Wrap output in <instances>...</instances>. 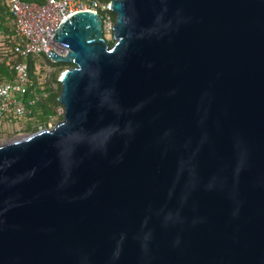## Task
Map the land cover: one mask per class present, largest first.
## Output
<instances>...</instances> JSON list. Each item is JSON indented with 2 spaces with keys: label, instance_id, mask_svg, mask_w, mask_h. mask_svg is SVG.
Returning a JSON list of instances; mask_svg holds the SVG:
<instances>
[{
  "label": "water",
  "instance_id": "water-1",
  "mask_svg": "<svg viewBox=\"0 0 264 264\" xmlns=\"http://www.w3.org/2000/svg\"><path fill=\"white\" fill-rule=\"evenodd\" d=\"M56 30L53 128L0 144V264H264V0H112Z\"/></svg>",
  "mask_w": 264,
  "mask_h": 264
},
{
  "label": "built area",
  "instance_id": "built-area-1",
  "mask_svg": "<svg viewBox=\"0 0 264 264\" xmlns=\"http://www.w3.org/2000/svg\"><path fill=\"white\" fill-rule=\"evenodd\" d=\"M12 14L16 43L11 49L16 59L13 64L14 78L10 82H0V139L13 124L27 116V100L35 82L31 78L29 60L39 59L50 51L61 55L67 54V48L54 41L58 27L69 17L79 11H95L104 13V33H113L114 19L110 14V2L105 0H43L28 2L26 0H5ZM31 101L30 104H33ZM59 114H64L61 107ZM53 118L48 122L53 128Z\"/></svg>",
  "mask_w": 264,
  "mask_h": 264
},
{
  "label": "trees",
  "instance_id": "trees-1",
  "mask_svg": "<svg viewBox=\"0 0 264 264\" xmlns=\"http://www.w3.org/2000/svg\"><path fill=\"white\" fill-rule=\"evenodd\" d=\"M28 2H38L41 3L43 0H26ZM106 2H111L112 0H105ZM1 3L3 7L7 10L9 13V21L2 15H0V32H6L9 31V27L13 28V33L15 34V28L12 23V14L9 11V8L6 5L5 0H1ZM112 15L114 21L116 19V15L113 12H110ZM103 17L105 16L104 13L101 14ZM16 41L11 40L10 41V46L11 49L14 47ZM48 61H50L47 57V55H44ZM42 56V57H44ZM36 58H31L29 60L30 64V72H31V78L35 82L34 87L30 90L29 94L25 97L27 100V108L29 110L28 114L26 117L21 119L19 121L20 124H27L28 126L23 128L24 132H29L30 130L35 131L40 129L41 127L47 126L48 121L51 119V117L55 113V109L53 104L55 105H61L58 101V98L54 102H50L47 99L46 94L44 93V88L43 84L39 82L38 76L35 74V63H36ZM11 61L13 64L16 62V59L14 58V55L12 53V50L9 51V54L6 55L1 61H0V82H10L14 78V69L13 66L8 65L7 62ZM60 65V64H59ZM73 66V64H72ZM71 66V67H72ZM68 69V68H67ZM57 75L56 74V80H57ZM61 84V82H60ZM31 101H34L33 104H30Z\"/></svg>",
  "mask_w": 264,
  "mask_h": 264
},
{
  "label": "rangeland",
  "instance_id": "rangeland-1",
  "mask_svg": "<svg viewBox=\"0 0 264 264\" xmlns=\"http://www.w3.org/2000/svg\"><path fill=\"white\" fill-rule=\"evenodd\" d=\"M0 15L4 16L8 21H9V13L7 10L3 7L1 0H0ZM105 39L108 41L110 45H113L114 40H113V33H104ZM15 40V34L13 33V28L9 27V31L6 32H0V61L6 57L7 54H9V51L11 50L10 41ZM60 64V65H59ZM72 64L70 63H54L52 61H48L47 58L41 57L36 60L35 63V74L39 78V82L43 84L44 88V93L47 96V99L50 102L56 101V99L59 97L61 93V84H60V79L63 74V72L67 69L70 68ZM57 75V80L56 78ZM55 113L51 117L53 118V127L62 120L63 115L59 114V110L61 109L62 105H55L53 104ZM49 122V121H48ZM50 128L48 123L46 128L41 127L40 129L33 132H27L28 134L36 133L38 131L44 130Z\"/></svg>",
  "mask_w": 264,
  "mask_h": 264
},
{
  "label": "flooded vegetation",
  "instance_id": "flooded-vegetation-1",
  "mask_svg": "<svg viewBox=\"0 0 264 264\" xmlns=\"http://www.w3.org/2000/svg\"><path fill=\"white\" fill-rule=\"evenodd\" d=\"M26 126H28V125L27 124H20L19 122L11 125L4 132L2 139H0V144L12 142V141H15V140H18V139H21L22 137H24L22 134H26L27 132H24L23 128ZM29 132H32V130H30Z\"/></svg>",
  "mask_w": 264,
  "mask_h": 264
}]
</instances>
